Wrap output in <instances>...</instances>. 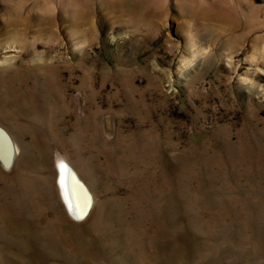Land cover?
Here are the masks:
<instances>
[{"label": "rangeland", "instance_id": "1", "mask_svg": "<svg viewBox=\"0 0 264 264\" xmlns=\"http://www.w3.org/2000/svg\"><path fill=\"white\" fill-rule=\"evenodd\" d=\"M0 126V264H264V0H0Z\"/></svg>", "mask_w": 264, "mask_h": 264}, {"label": "bare ground", "instance_id": "2", "mask_svg": "<svg viewBox=\"0 0 264 264\" xmlns=\"http://www.w3.org/2000/svg\"><path fill=\"white\" fill-rule=\"evenodd\" d=\"M3 148H4V142L0 137V149L5 153V150H3ZM56 162H57V167H56L57 176L59 175L58 182L61 189L62 198L64 200L67 210L69 211V213H71L74 216V214L71 211L72 210L79 211L80 209H82L87 201L86 196L82 191L81 187L79 186V184H77L75 182V179H73L71 176L66 177V181L63 180V173L66 172L67 168L70 170L72 169L75 172L77 178L80 180L82 179L79 177L77 171L74 170V168H72V166L65 160V158L58 157ZM83 183L86 185L84 181ZM86 187L89 190V187L87 185ZM67 196H68V200H67ZM69 204L72 206L71 209L68 206ZM74 217L76 219H81V218H77L76 216Z\"/></svg>", "mask_w": 264, "mask_h": 264}, {"label": "water", "instance_id": "3", "mask_svg": "<svg viewBox=\"0 0 264 264\" xmlns=\"http://www.w3.org/2000/svg\"><path fill=\"white\" fill-rule=\"evenodd\" d=\"M0 137L2 138L4 142L3 150H5V153H4L0 149V162L3 164L4 167L9 168L14 162V158L16 155V147L14 146V143L10 135L8 134V132L1 126H0ZM68 176H71L73 179H75V182L79 184V186L81 187L82 191L84 192L86 196L87 201H86L85 206L79 211H73V210L71 211L74 214V216H76L77 218L83 219L84 217L88 215L91 209L92 201H93L92 194L89 192V190L87 189L83 181L77 178L75 172L72 169L71 170L68 168L66 169V172L63 173V180L66 181V177ZM67 200H68V196H67ZM68 206L70 207V209L72 208L70 204Z\"/></svg>", "mask_w": 264, "mask_h": 264}]
</instances>
